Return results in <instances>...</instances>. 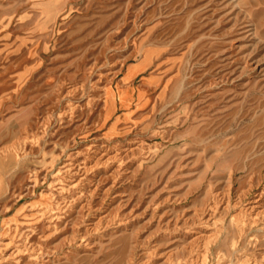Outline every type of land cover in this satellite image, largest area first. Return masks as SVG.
I'll return each mask as SVG.
<instances>
[{"label": "rangeland", "instance_id": "374dc122", "mask_svg": "<svg viewBox=\"0 0 264 264\" xmlns=\"http://www.w3.org/2000/svg\"><path fill=\"white\" fill-rule=\"evenodd\" d=\"M0 264H264V0H0Z\"/></svg>", "mask_w": 264, "mask_h": 264}]
</instances>
